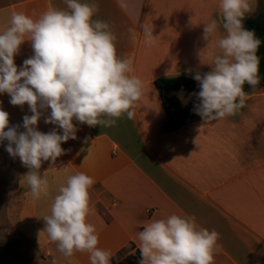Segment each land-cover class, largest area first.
<instances>
[{
	"label": "crops",
	"instance_id": "0c3cea01",
	"mask_svg": "<svg viewBox=\"0 0 264 264\" xmlns=\"http://www.w3.org/2000/svg\"><path fill=\"white\" fill-rule=\"evenodd\" d=\"M5 1L0 6V33L10 26L13 13L38 19L50 7L67 10L65 0ZM80 2L98 5L93 20L110 25L117 56L132 60L130 75L143 82V92L131 120L125 114L111 127L73 120L77 138L61 144L65 153L55 164L43 161L39 169L49 181L50 195L34 201L28 189L17 205L23 224L32 218L37 235L22 230L41 242L53 264H90L86 252L63 256L44 232L43 219L68 177L85 173L94 180L88 222L99 235L98 247L111 253L110 264H139L137 233L149 221L173 213L193 216L199 227L219 233L213 264H264V88L247 93L236 115L211 122L198 115L182 128L167 131L168 115L156 86L162 78H194L213 71L212 58L219 49L211 40L207 47L203 29L212 19L219 21V0ZM254 3L263 9L259 0ZM251 12L245 16L261 13ZM145 25L152 28L151 42ZM33 55L31 41L25 40L14 57L17 68ZM174 94L183 107L195 99L186 91ZM10 99L0 93V109L9 114V124L18 133L24 132L23 117L32 115L30 108L12 105ZM41 112L36 129L62 134L57 125L45 123L51 109Z\"/></svg>",
	"mask_w": 264,
	"mask_h": 264
},
{
	"label": "clouds",
	"instance_id": "9594fccd",
	"mask_svg": "<svg viewBox=\"0 0 264 264\" xmlns=\"http://www.w3.org/2000/svg\"><path fill=\"white\" fill-rule=\"evenodd\" d=\"M67 10L49 8L38 19L13 13L10 26L0 33V93L10 96L16 106L27 104L32 113L23 117L24 132L9 127V114L0 109V141L6 151L19 157L30 171L24 177L33 200L48 197L49 181L41 177L43 161L65 153L61 147L76 139L73 120L90 127H111L126 114L135 116L134 105L143 92V82L133 72L132 60L117 56L116 37L110 25L93 20L96 4L65 0ZM254 0H219V21L204 24L203 38L219 49L212 58L213 71L196 74L200 91L194 111L205 122L236 115L246 104L245 83H260L257 50L261 43L255 33L243 27ZM223 34L218 35L220 29ZM146 40H153L152 28L144 27ZM25 40L34 55L17 68L14 57ZM203 55V53H202ZM50 108L45 123L57 125L45 134L36 129L41 109ZM8 129L5 131V129ZM92 177L76 173L55 195L50 215L43 217L44 232L65 257L88 253L90 264H110L111 253L98 247L99 235L88 222ZM142 260L139 264H213L219 233L196 224L195 217L171 214L152 220L137 233Z\"/></svg>",
	"mask_w": 264,
	"mask_h": 264
},
{
	"label": "rangeland",
	"instance_id": "374dc122",
	"mask_svg": "<svg viewBox=\"0 0 264 264\" xmlns=\"http://www.w3.org/2000/svg\"><path fill=\"white\" fill-rule=\"evenodd\" d=\"M259 2L263 9L254 3L252 15L264 10V0ZM4 3L5 0H0V6ZM9 127L13 125L9 124ZM7 145L0 147V264H5L4 259L10 260V264H53L41 242L23 231L29 230L35 236L38 232L32 226V218L23 224L17 208L19 200L29 189L24 177L30 169L22 164L19 157H12L6 151Z\"/></svg>",
	"mask_w": 264,
	"mask_h": 264
},
{
	"label": "trees",
	"instance_id": "16d2710c",
	"mask_svg": "<svg viewBox=\"0 0 264 264\" xmlns=\"http://www.w3.org/2000/svg\"><path fill=\"white\" fill-rule=\"evenodd\" d=\"M242 24L246 30L253 31L255 37L261 41L256 53L260 61V83L255 88L245 83L243 86L244 91L249 93L253 90L264 88V11L256 17L244 16ZM156 86L160 91L163 105L168 115L167 131L178 130L198 116L194 111L196 104L199 103L197 95H195V99L191 103L183 107L181 100L174 94V92L179 91L198 94L200 91L199 82L194 78L183 75L174 78H162L156 81ZM8 143L7 140H2L0 141V147ZM120 256L121 254H118L115 259L120 258Z\"/></svg>",
	"mask_w": 264,
	"mask_h": 264
}]
</instances>
